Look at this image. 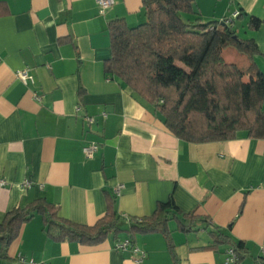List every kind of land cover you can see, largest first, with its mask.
<instances>
[{
  "label": "crops",
  "instance_id": "obj_1",
  "mask_svg": "<svg viewBox=\"0 0 264 264\" xmlns=\"http://www.w3.org/2000/svg\"><path fill=\"white\" fill-rule=\"evenodd\" d=\"M194 9L204 21L240 12L232 25L240 38L255 39L261 53L254 60L264 72V0H195ZM252 16L263 20L257 30L249 28ZM116 18L140 22L142 1L116 0L101 15L97 0H0V222L40 197L62 217L93 225L109 209L151 215L171 196L208 221L185 232L171 220L173 250L160 232L136 233L146 254L138 261L132 250L115 248L126 231L96 244L57 240L37 213L7 258L0 244V264H26L20 256L40 264H231L230 243L215 246L211 228L244 242L238 264H264V139L241 131L193 143L169 131L153 104L106 71ZM25 68L34 82L18 77ZM92 143L98 148L88 157L83 148Z\"/></svg>",
  "mask_w": 264,
  "mask_h": 264
},
{
  "label": "trees",
  "instance_id": "obj_2",
  "mask_svg": "<svg viewBox=\"0 0 264 264\" xmlns=\"http://www.w3.org/2000/svg\"><path fill=\"white\" fill-rule=\"evenodd\" d=\"M144 18L130 25L124 18L110 21L111 58L107 73L116 75L161 113L166 127L177 137L193 143L234 139L241 131L264 139V72L254 56L261 53L255 39H243L231 24L204 21L194 9L195 0H141ZM263 20L252 16L249 28ZM234 47L250 59L246 69L226 55ZM248 75V79H246ZM42 214L47 234L96 244L109 233L126 231L134 242L136 233L160 232L173 250L171 220L178 229L195 231L205 216L184 212L171 196L148 216L122 217L114 209L95 224L64 218L59 207L40 197L8 211L0 222L1 256L8 257L10 243L22 224ZM214 245L230 243L238 256L245 254L243 241L233 243L218 228H211ZM176 264H177V259Z\"/></svg>",
  "mask_w": 264,
  "mask_h": 264
},
{
  "label": "built area",
  "instance_id": "obj_3",
  "mask_svg": "<svg viewBox=\"0 0 264 264\" xmlns=\"http://www.w3.org/2000/svg\"><path fill=\"white\" fill-rule=\"evenodd\" d=\"M116 3V0H97V4H98V12L99 14H105V12L111 8L112 6H114ZM240 14V12H235L231 17L227 18L224 20V22L226 24H231L233 23V19L237 18V16ZM18 77L25 83L27 84L28 82H34V77L33 75L30 73V69L29 68H25L22 69L20 71L17 72ZM80 107H77V109H79ZM104 116H106V114L104 113ZM89 121H93V118H88ZM98 148V144L97 143H92L88 146H85L83 148V151L85 153L86 156L88 157H92L95 153V151ZM1 183H4L3 180H0ZM24 186H31V181L29 180H24ZM122 186H119V188L117 189V193L119 194L121 192V188ZM125 218L128 219V216H125ZM115 248L119 249V250H132L134 253L138 254V261H141L145 258L146 254L144 251H142L137 245H135V243L131 240L130 237H127L126 239L123 240H119L116 242L115 244ZM20 260L26 264H40L38 262H36L34 259H30L27 260L25 257L20 256ZM226 261L228 263L231 264H237L238 262V256L235 252V249L232 246H229L226 250ZM48 264V263H45Z\"/></svg>",
  "mask_w": 264,
  "mask_h": 264
},
{
  "label": "rangeland",
  "instance_id": "obj_4",
  "mask_svg": "<svg viewBox=\"0 0 264 264\" xmlns=\"http://www.w3.org/2000/svg\"><path fill=\"white\" fill-rule=\"evenodd\" d=\"M144 18V16H143ZM232 51H229L227 55L225 56L228 61H233L237 63L240 67L243 69L247 68V65L250 64V59L245 53H241L236 48L232 47ZM260 55V53H258ZM245 60H247V64H245ZM246 79H248V75L245 76Z\"/></svg>",
  "mask_w": 264,
  "mask_h": 264
},
{
  "label": "water",
  "instance_id": "obj_5",
  "mask_svg": "<svg viewBox=\"0 0 264 264\" xmlns=\"http://www.w3.org/2000/svg\"><path fill=\"white\" fill-rule=\"evenodd\" d=\"M225 24V22H223Z\"/></svg>",
  "mask_w": 264,
  "mask_h": 264
}]
</instances>
